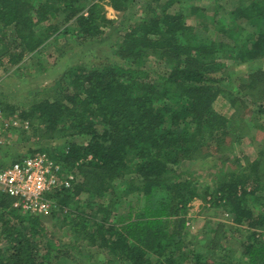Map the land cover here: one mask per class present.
Wrapping results in <instances>:
<instances>
[{
	"label": "trees",
	"instance_id": "16d2710c",
	"mask_svg": "<svg viewBox=\"0 0 264 264\" xmlns=\"http://www.w3.org/2000/svg\"><path fill=\"white\" fill-rule=\"evenodd\" d=\"M98 1L0 0V57L16 64L45 44L95 40L114 22ZM107 1L120 11L133 0ZM151 1L121 30L122 63L71 66L17 115L31 134L61 140L28 154L47 152L75 181L48 195L49 218L63 229L58 243L41 216L0 192V264H52L82 248L107 264H264V70L241 79L237 94L216 76L225 59L264 58V0L231 9L213 0L210 13L185 0ZM222 100L229 115L215 107ZM244 123L263 134L257 157L234 158L235 168L201 191L181 165L211 149L225 154L226 139L239 142ZM206 195L227 209L238 237L208 230L198 247L184 239L189 203Z\"/></svg>",
	"mask_w": 264,
	"mask_h": 264
},
{
	"label": "rangeland",
	"instance_id": "374dc122",
	"mask_svg": "<svg viewBox=\"0 0 264 264\" xmlns=\"http://www.w3.org/2000/svg\"><path fill=\"white\" fill-rule=\"evenodd\" d=\"M162 1L165 0L160 2ZM185 2L200 7L205 6L207 7V13H210L209 8H212L213 5V0H185ZM220 2L226 9H231L238 4V0H220ZM98 4L100 12L114 22L104 29L103 34L95 40L78 44L77 41L69 38L59 40L53 44H45V47L39 52H33L32 56H27L29 62H24L27 59L25 57L16 64H10L7 62L6 56L0 57V101L3 103L1 108L4 106L12 107L14 112L11 115L17 116L33 100L40 97L41 94L44 95L45 88L52 85L71 66L80 64L100 66L107 63H122L120 57L115 54L117 40L122 34V28L129 19L145 14V8L155 3L151 0H133L120 11L113 9L107 0H99ZM192 18L193 16L187 17L186 21L188 24L194 25ZM2 34L4 38L10 39L12 31L10 28H6ZM224 64V69L218 72L216 76L221 79L220 85L222 87L236 94L239 91L238 84L241 79L249 73L257 71V69L264 70V58L249 61L225 59ZM222 101L216 102L215 107L221 109L222 113L229 115L231 110L227 107L223 108L222 105L225 101ZM250 107L247 106L241 109L243 110L242 116L246 120L249 117L248 108ZM242 126L243 131L239 142L233 140V137L226 139L227 149L225 151L227 152L225 154L223 152H216L215 154V151L213 152V149H211L209 153L206 152L204 157L194 161H185L181 165V170L189 174L201 191L206 187L213 188L214 184L225 173L234 169L235 166L231 164V160H234V158H239L241 164H243L244 158L254 159L257 157L263 134L253 128H247L249 125L247 126L245 123ZM46 136L45 134L37 136L31 134L30 124L28 130L25 132L20 131L17 138L13 136L10 142L0 147V167L7 165L18 156L28 154L31 150L50 148L61 141L57 138L51 140ZM262 176L264 177V171ZM41 219L48 235H51L54 241L58 243L57 238L63 237V229L59 228V222L52 221L49 215L42 216ZM187 219L183 237L186 240L194 241L197 247L198 244L209 240L212 233H208V230L215 231L218 234L225 230H231V233H233L235 230L230 213L221 203L214 205L211 195H206L205 199L197 198L191 201L188 207ZM65 235L68 234L65 233ZM239 235V232H234L232 236L238 237ZM64 238L63 240H65ZM66 254L55 259L52 264H107L105 257L94 248L71 250ZM84 254H90L91 256L87 257Z\"/></svg>",
	"mask_w": 264,
	"mask_h": 264
},
{
	"label": "built area",
	"instance_id": "2783aa9c",
	"mask_svg": "<svg viewBox=\"0 0 264 264\" xmlns=\"http://www.w3.org/2000/svg\"><path fill=\"white\" fill-rule=\"evenodd\" d=\"M29 127V121L6 115L0 109V147L10 142L16 133L26 131ZM92 159L90 154L81 157L75 161V166ZM74 181V173L65 170L45 151L18 156L0 167V192L13 199V207L41 217L50 215L54 206V201L48 197L49 193L69 188Z\"/></svg>",
	"mask_w": 264,
	"mask_h": 264
}]
</instances>
